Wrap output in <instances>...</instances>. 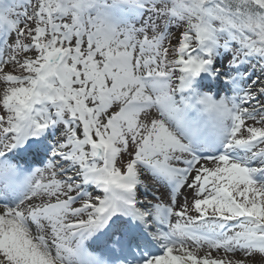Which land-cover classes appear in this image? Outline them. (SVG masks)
Segmentation results:
<instances>
[{
  "label": "snow or ice",
  "instance_id": "1",
  "mask_svg": "<svg viewBox=\"0 0 264 264\" xmlns=\"http://www.w3.org/2000/svg\"><path fill=\"white\" fill-rule=\"evenodd\" d=\"M0 264H264V0H0Z\"/></svg>",
  "mask_w": 264,
  "mask_h": 264
},
{
  "label": "rangeland",
  "instance_id": "2",
  "mask_svg": "<svg viewBox=\"0 0 264 264\" xmlns=\"http://www.w3.org/2000/svg\"><path fill=\"white\" fill-rule=\"evenodd\" d=\"M162 191H163V189H162Z\"/></svg>",
  "mask_w": 264,
  "mask_h": 264
}]
</instances>
